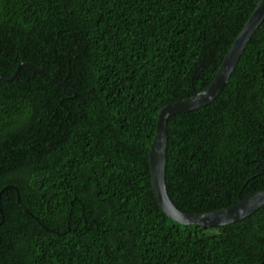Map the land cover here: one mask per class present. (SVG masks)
<instances>
[{"label": "trees", "instance_id": "obj_1", "mask_svg": "<svg viewBox=\"0 0 264 264\" xmlns=\"http://www.w3.org/2000/svg\"><path fill=\"white\" fill-rule=\"evenodd\" d=\"M257 2L0 0V76L32 65L0 79V264H264V205L182 225L148 168L158 109L210 83ZM166 130L178 209L264 185V19L219 93Z\"/></svg>", "mask_w": 264, "mask_h": 264}, {"label": "water", "instance_id": "obj_2", "mask_svg": "<svg viewBox=\"0 0 264 264\" xmlns=\"http://www.w3.org/2000/svg\"><path fill=\"white\" fill-rule=\"evenodd\" d=\"M263 19L264 0H258L242 29L224 54L210 83L192 95L162 105L157 111L155 132L148 151L149 176L154 196L159 207L166 216L176 223L182 225L194 224L205 227H218L242 219L264 205L263 185L256 191L248 194L244 198L238 199L235 203L222 209L188 213L178 209L173 204L167 194L165 185L167 119L176 113L202 106L219 93L235 68L246 43ZM22 64L30 65L29 63L22 62L17 66L16 70L10 77L0 76V79L7 80L12 78ZM38 70L41 73H44L42 70Z\"/></svg>", "mask_w": 264, "mask_h": 264}]
</instances>
